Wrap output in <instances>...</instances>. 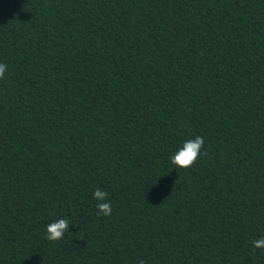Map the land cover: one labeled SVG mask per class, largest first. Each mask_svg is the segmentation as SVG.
<instances>
[{"label":"trees","instance_id":"obj_1","mask_svg":"<svg viewBox=\"0 0 264 264\" xmlns=\"http://www.w3.org/2000/svg\"><path fill=\"white\" fill-rule=\"evenodd\" d=\"M0 63V264H264V0H0Z\"/></svg>","mask_w":264,"mask_h":264},{"label":"clouds","instance_id":"obj_2","mask_svg":"<svg viewBox=\"0 0 264 264\" xmlns=\"http://www.w3.org/2000/svg\"><path fill=\"white\" fill-rule=\"evenodd\" d=\"M7 71V65L0 63V79L4 77ZM204 147V139L202 136H196L194 139H189L183 142L182 146L170 157V162L177 168L192 167L201 155V149ZM206 154V152L204 153ZM109 193L97 188L93 192V199L97 201V215L110 216L112 207L108 201ZM69 221L65 218H60L47 225L45 238L55 242L61 240L64 234L68 232ZM253 247L264 249V237L252 241ZM140 264H146L141 260Z\"/></svg>","mask_w":264,"mask_h":264}]
</instances>
